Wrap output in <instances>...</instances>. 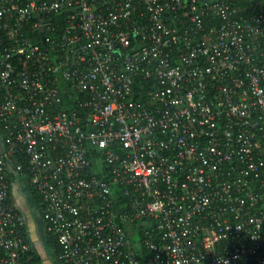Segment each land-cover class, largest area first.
<instances>
[{
  "label": "built area",
  "instance_id": "built-area-1",
  "mask_svg": "<svg viewBox=\"0 0 264 264\" xmlns=\"http://www.w3.org/2000/svg\"><path fill=\"white\" fill-rule=\"evenodd\" d=\"M20 178L61 264H264V0H0V264Z\"/></svg>",
  "mask_w": 264,
  "mask_h": 264
},
{
  "label": "crops",
  "instance_id": "crops-1",
  "mask_svg": "<svg viewBox=\"0 0 264 264\" xmlns=\"http://www.w3.org/2000/svg\"><path fill=\"white\" fill-rule=\"evenodd\" d=\"M10 200L12 204L16 207V209L23 215L24 217V226L27 231L29 244L31 246V250L35 253H43L44 255L49 252L51 253V248L47 247L44 236V223L41 215V205L37 202L30 191L28 190V186L25 178H20L16 181H13L10 185ZM39 215V224L40 228L36 226L33 222V215ZM43 237V238H42ZM37 240L42 241L43 248L46 247L45 253L42 246L40 248L37 247ZM48 248V250H47ZM41 249V250H39ZM41 264H53L52 260H48L45 255V260L42 259Z\"/></svg>",
  "mask_w": 264,
  "mask_h": 264
},
{
  "label": "trees",
  "instance_id": "trees-1",
  "mask_svg": "<svg viewBox=\"0 0 264 264\" xmlns=\"http://www.w3.org/2000/svg\"><path fill=\"white\" fill-rule=\"evenodd\" d=\"M27 183V181H26ZM28 186V184H27ZM28 190L30 191V194H32L33 198L40 203V207H42V203H41V200L38 196V194L32 190H30V188L28 187ZM42 209V208H41ZM41 215H42V212H41ZM43 219V218H42ZM43 223H44V220H43ZM44 236H45V242H46V245L47 247H49V249L51 248V252H52V263L53 264H61L60 261L58 260V251H59V247L55 241V239L50 235L48 234L45 229H44ZM31 255V262L32 264H41V258L39 255H37L33 250H30L29 253ZM26 258V256H25Z\"/></svg>",
  "mask_w": 264,
  "mask_h": 264
},
{
  "label": "rangeland",
  "instance_id": "rangeland-1",
  "mask_svg": "<svg viewBox=\"0 0 264 264\" xmlns=\"http://www.w3.org/2000/svg\"><path fill=\"white\" fill-rule=\"evenodd\" d=\"M39 220H40L39 215H38V214H34V215H33V222H34V224H35L36 226H38V228H40ZM42 238H43V237H42ZM36 245H37L38 248H40L41 246H42V248H43V243H42V241L37 240ZM43 249H44V250H42V251H44V253H45L46 247H44ZM39 250H41V249H39ZM47 250H48V248H47ZM36 254L40 256L41 261H42V259L45 260V255H46V258H47L48 260H50V261H51L52 258H53V257H52V252H51V253L47 252L45 255H44L43 253L40 255V253H38V252H37Z\"/></svg>",
  "mask_w": 264,
  "mask_h": 264
}]
</instances>
